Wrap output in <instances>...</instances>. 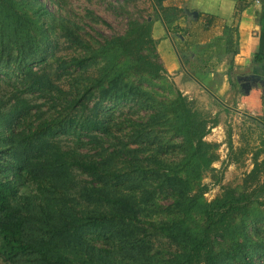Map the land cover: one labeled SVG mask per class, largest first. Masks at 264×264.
<instances>
[{
	"label": "rangeland",
	"instance_id": "374dc122",
	"mask_svg": "<svg viewBox=\"0 0 264 264\" xmlns=\"http://www.w3.org/2000/svg\"><path fill=\"white\" fill-rule=\"evenodd\" d=\"M15 1L25 23L10 25L0 12V148L24 167L25 174L32 175L16 196L27 231L47 235L59 215L67 211L74 212L78 220L89 221L90 216L109 210L102 200L106 197L104 179L76 167L72 156L76 153L96 161L110 158L111 167L132 175L124 187L107 189L131 197L143 223L128 220L117 225L130 235V241L103 232L105 228L99 232L83 227L62 252L76 264H181L179 247L145 223L183 224L198 231L204 224L202 208L227 190L239 193L245 189L244 180L255 160L264 162V78L236 65L230 71V62L222 63L219 57L210 59V54L219 55L218 49L209 43L196 48V37L190 40L188 35L184 43L186 35L178 24L169 27L174 68L166 65L156 40L144 53L162 63L165 72L153 77L130 71V57L105 43L126 35L135 22H155L162 0ZM41 4L46 14L38 11ZM194 17L191 13L182 19L187 33ZM75 57L86 60L80 70L73 65ZM118 68L129 71L123 86L138 90L135 99L104 100L100 88H95L85 98L88 112L72 108L71 101L80 97L83 85L90 80L106 81ZM179 93L207 121L202 157L194 156V146L175 130L166 110L146 135L142 131L131 137L123 122L127 118L147 120L154 112L151 107L162 109L160 104ZM91 116L105 122V132L86 129L83 120ZM61 155L65 164L59 169L54 161ZM132 155L141 165L135 170L127 166ZM189 157L197 170L183 168ZM168 174L184 179L183 211L175 208L176 195L164 183ZM258 176L264 182V165ZM36 177L46 179L41 191L35 186ZM260 201L252 202L247 213L232 220L240 242H247L248 251L255 253L256 264H264V194ZM217 241L218 249L228 248L231 239ZM0 264H6L2 256ZM17 264L39 261L36 254H28Z\"/></svg>",
	"mask_w": 264,
	"mask_h": 264
},
{
	"label": "trees",
	"instance_id": "16d2710c",
	"mask_svg": "<svg viewBox=\"0 0 264 264\" xmlns=\"http://www.w3.org/2000/svg\"><path fill=\"white\" fill-rule=\"evenodd\" d=\"M159 7L167 24L175 21L177 17L166 16L167 8H164L160 2ZM38 11L41 15L48 12L43 4L39 5ZM0 12L4 14L6 20H9L10 25H19L26 21V17L19 13L15 0H0ZM134 24L126 35H118L107 40L105 46L118 49L121 55L130 57L132 68L130 71L135 74L146 72L150 76L158 77L161 72H165L162 63L153 61L144 53L145 47L156 44L152 35L154 21L135 22ZM209 24L210 21H208ZM74 59L73 65L79 70L85 66V59L81 57ZM232 69L231 66L230 71ZM127 72L129 71L118 68L116 73L106 81L102 80L97 83L95 80H90L83 85L84 87L79 93L80 97H75L71 101L72 108H81L82 111L88 112L89 105H87V101L85 103V98L92 96L90 93L94 92L95 88H100V96L104 100L113 98L117 101H124L129 100L130 96L135 99L138 90L131 89L129 85L123 86ZM160 105L163 111L159 106L151 107L154 112L149 115L147 120L125 119L123 122L125 127L129 129L128 134L135 138L137 133L145 131L144 134L146 135L149 128L159 124V118L166 110L167 113H165L175 124V130L184 136L185 141L191 147L194 146L192 149L194 156L197 158L204 156L203 138L207 134V121L200 112L181 93ZM83 124L87 125L86 129L89 132H105L107 129L105 122L96 116H91L86 121L83 120ZM57 155L58 152L55 153L54 158ZM63 156L57 157L54 161L59 169L65 164L62 160V158L64 159ZM73 157L76 160V167L94 178L104 179L102 192L106 193V197H103L102 200L107 201L110 209L98 213L97 216H90L89 221L78 220L73 217L74 212L67 211L65 215H59L58 221L51 225V230L47 235L38 236L27 231V221L16 203L19 189L29 182L32 175L25 174L24 167L8 158L6 151L0 148V256L4 258L6 264H17L20 257L28 254H36L39 264H76L62 252V249L74 243L75 237L79 235L80 229L83 227L99 232L105 228L103 232H108L113 237H126L130 241V235L125 229L117 227V225L126 224L125 221L128 220L137 222V225L143 223L139 217L140 209L136 202L131 200V197L112 194L107 189L124 187L129 181L127 178L132 175L131 172L122 173L116 167H111L108 164L111 163L110 158L100 161L88 160L85 155L81 157L76 153H73ZM137 160L138 157L132 155L127 166L133 167L135 170L141 166ZM254 164V169L244 180L245 189L242 192L227 190L210 206L201 209L204 224L198 231H192L186 225L176 223L156 225L152 221H147L145 224L160 230V233H163L173 244L179 247L181 264H256L255 253L248 251L247 242L245 244L240 242L239 230L232 224V220L237 215L248 212L252 202H261L260 198L264 194V182L258 176L264 162L260 164L256 159ZM183 168L197 170L196 162L189 157L183 163ZM44 180L46 179L35 178V186L40 191L44 186L42 183ZM157 182L159 183V180ZM164 183L176 195V199H174L175 208L183 211L186 200L184 179L178 174H168ZM107 195L109 196L107 197ZM143 230L147 231L146 229ZM226 237H230V245L228 248L218 249L217 240ZM261 250L264 251V248Z\"/></svg>",
	"mask_w": 264,
	"mask_h": 264
},
{
	"label": "crops",
	"instance_id": "0c3cea01",
	"mask_svg": "<svg viewBox=\"0 0 264 264\" xmlns=\"http://www.w3.org/2000/svg\"><path fill=\"white\" fill-rule=\"evenodd\" d=\"M162 1L167 8L166 16L177 18L167 24L163 14L158 13L152 34L163 48L162 57L169 69L175 67V57L169 54V27L178 24L183 27V36L186 35L184 43L188 42V35L190 40L196 37V48H204L209 43L218 49L216 54L219 55L214 57L210 54V59L219 57L222 63L230 62L229 70L231 66L234 69V65L241 69L250 68L249 73L264 78V0ZM191 13L196 20L188 24L190 30L187 33V24H182V19Z\"/></svg>",
	"mask_w": 264,
	"mask_h": 264
}]
</instances>
